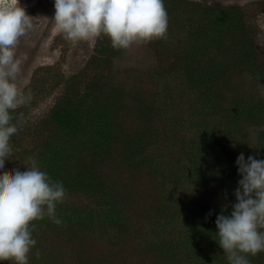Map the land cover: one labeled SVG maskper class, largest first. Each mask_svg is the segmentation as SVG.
Instances as JSON below:
<instances>
[{"label": "rangeland", "instance_id": "rangeland-1", "mask_svg": "<svg viewBox=\"0 0 264 264\" xmlns=\"http://www.w3.org/2000/svg\"><path fill=\"white\" fill-rule=\"evenodd\" d=\"M190 1L199 4L205 3V0ZM209 2L239 6L246 16L250 37H254L257 45L260 44V49H264V0H209ZM54 3L55 0H20V4L26 12L34 17V25L21 38L16 49V56L21 61L18 81L25 92L31 91L33 98L30 103L18 107L12 112L18 115L23 113L26 122L10 138L9 143L13 154L5 160V166L0 169V173L15 169L25 171L27 167L31 166L29 158L35 159L44 151L46 143L44 133L50 127H45L42 122L58 100L77 99V93H84L92 82L103 83L106 88L113 85L123 94V96L121 95L123 100L118 99V108H115L111 113L113 117H110L114 118L116 122H120L122 127L120 133L117 132L112 154L107 155L108 158L101 164L102 170L104 169L103 180H118L117 190H120V193L127 192L129 194V190H131L129 202L125 200L124 205L125 207L130 206L131 209L130 211L125 210V212L128 215H133L127 222L128 225L124 226L123 231L106 220L102 212H99L97 216V218H101V221L97 219L96 225L78 228L76 224H79L85 215L93 213V209L94 211L100 210L104 205H99L101 204H98L99 196H94L91 193L66 192L61 204L63 207L79 208L74 216L76 223L72 225L79 233H73L70 239L62 241L61 238L52 235V228L48 229L42 226L38 234H35L37 236L34 239L37 245L31 249L28 256L34 257L35 255V259H38L37 251L40 253V257L43 247L52 252L48 248L55 244L56 247L59 246L57 251H54L58 264H81L82 260L93 264L96 258L103 257L104 254L110 260H127L133 264H160L156 261L154 253L149 250L147 243L149 237L159 229L161 223L158 215L159 210L161 211L162 208V212H164L160 203L167 199V191L173 189V197H178V200L173 204H177L183 199L181 203L186 205L188 219L178 220L174 231L182 230L181 236L183 237L187 235V231L191 235H195L197 223L200 226L199 229H203L206 224L200 218L194 222L195 219L191 217V211L201 202L207 205H210L211 201L237 202L235 190L239 187V180L242 179L238 171L239 166L236 163L238 156L243 153L245 161L249 156L257 160H264V70L259 69L260 72L252 65L253 63L237 55L242 46L233 47L237 61L231 64V91L236 92L245 102L257 105L255 108L257 114L251 123L249 120L244 125H241L240 122H235L233 126L230 124L233 135H230L229 152L234 157V161L224 164L225 162L214 154L213 143L199 148L201 136L204 134L207 136L204 130L201 127L196 129V127L189 126L190 122H194L195 117L202 114L198 113L197 115L195 113L197 109L190 107L191 88L186 89L185 82L181 81L182 78L177 77L179 72L172 65V63L177 64L174 62L178 43L174 38L177 33L176 27L180 24L179 18L174 20L168 16L166 39L133 44L128 49H116L115 56H111V52H109V59L106 62L100 61L98 64V61L93 60L98 41L103 37L110 45V39L102 35L94 42L81 41L76 44L66 40L55 27ZM181 6L185 5L181 4ZM176 20L179 22L177 23ZM254 32L258 38L255 35L252 36ZM181 41L183 42L184 38H181ZM208 49L214 50L213 46ZM262 59L264 61V55ZM100 70L101 74L97 73ZM161 72L168 73L165 79L161 76ZM179 86L181 87L179 88ZM170 89L174 92L173 104L176 106L170 111L173 115H176V112L179 113L180 118L183 116L182 125L176 126L173 122L170 123L171 136L169 131H166L165 135L168 136L165 142L170 144L168 153L158 151V154L161 155V159H158L157 150L150 148V151L146 152L148 159L141 161L140 154L144 146L141 134L138 133L134 138L130 136L141 127L139 125L140 104L137 103L138 99L135 97L138 96L140 99L139 96L142 95L148 102L157 101L158 104H162L164 96L170 92ZM99 95L105 98L103 92ZM121 100L122 104L120 105ZM164 106L166 107V104ZM184 120L189 121L184 123ZM211 120L216 127L211 136L214 137V141H217L219 138L217 136L225 130L227 123L223 124L224 121L220 114L215 115ZM164 122V120L160 121L163 127ZM161 125L157 123V129H160ZM216 131L217 133H215ZM127 136H130L129 140L126 139ZM124 139L127 140L126 144L123 143ZM152 151L157 155L155 156ZM217 151L222 155L223 150ZM35 160L40 170L44 171L41 166L43 162L37 158ZM152 160H154L153 164ZM156 160L164 161V165L173 169L176 175L174 180H190L193 189L190 185L183 188L181 186L164 188L160 183L161 180H164L163 177L158 174L153 175ZM219 181L222 184L230 185V194L219 195L220 192L216 189L221 185ZM116 183L118 184V182ZM222 187L225 188L226 185H222ZM134 200L135 204H133ZM223 203L226 205L225 202ZM192 232L194 233L192 234ZM6 262L15 263L14 261H0V264ZM30 262L32 261L28 259V264H32Z\"/></svg>", "mask_w": 264, "mask_h": 264}, {"label": "trees", "instance_id": "trees-1", "mask_svg": "<svg viewBox=\"0 0 264 264\" xmlns=\"http://www.w3.org/2000/svg\"><path fill=\"white\" fill-rule=\"evenodd\" d=\"M181 4L185 6L182 7ZM164 5L166 9L168 8V16L174 20L180 19L174 38L178 43L174 62L177 64L172 63V65L174 69L178 70L179 75L177 77L182 78L181 81L185 82L186 89L191 88L190 107L197 109L196 112L193 110L197 115L198 113L202 114L195 117L194 122H190L189 126L196 127V129L201 127L207 134V136L205 134L201 136L199 148L206 147L208 143H213L214 154L219 156L225 162L224 164L234 161V157L229 152L230 135H233L230 124L233 126L235 122H240L241 125H244L249 120L251 123L252 119L255 120L257 105L245 102L236 92L231 91V64L237 61L233 47L242 46L237 55L253 63L252 65L258 70H264L262 59L264 49H260L261 46L260 44L257 45L256 39L250 37V30L246 25V16L237 5H224L218 2H209V0H205L203 4L190 0H164ZM176 22L178 23L179 20ZM253 35L258 38L255 32ZM181 38H184L183 42ZM210 46H213V51L208 49ZM115 50L101 37L95 48L93 60L98 61V64L100 61L106 62L109 59V52H111V56H115ZM101 72L100 70L97 73L101 74ZM167 75V72H161L164 79ZM101 92L104 93L105 98L100 97ZM121 95L123 96L113 85L106 88L103 83L92 82L84 93H77V99L71 101L67 98L58 100L42 122L45 127H50L44 133V139H46L44 151L36 157L43 162L41 166L44 172L52 181L62 182L67 193H91L94 196H99L98 204L101 203L99 205H104L100 210L94 211L93 209V213L90 212L87 216L85 215L81 222L76 224L78 228L82 226L93 227L92 225H96L97 219L101 221V218H97V216L99 212H102L106 220L123 231L124 226L128 225L127 222L133 215H128L125 212V210L130 211L131 209L130 206L125 207L124 205L125 200L129 202L131 190H129V194L127 192L125 194L124 192L120 193V190H117L118 180H103L104 169L102 170L101 166L108 158L107 155L112 154L117 132L120 133L122 127L120 122L111 118L113 117L111 113L115 108H118V99L123 100ZM182 95L184 94L182 93ZM173 96L174 92L170 89V92L164 96L162 104H158L157 101L148 102L142 95L139 96L140 99L138 96L135 97L138 99L136 100L137 103L140 104L139 125L141 127L130 136L134 138L138 133L141 134L144 144L140 154L142 156L141 161L148 159L146 152L150 151V148L156 149L157 154L158 151L169 152L170 144L165 142L168 138L165 136L166 131H169L171 136L170 123L173 122L179 126L183 121V116L180 118L179 113L176 112V115H173L170 111L176 107L173 104ZM163 104H166V107ZM11 114L15 122V117L18 114ZM217 114L221 115L223 124L227 123V125L225 130L217 136L219 137L218 140L214 141V137L211 135L216 127L211 119ZM161 120L165 121L164 127L160 124ZM186 121L189 120H184V123ZM157 123L161 125L160 129H157ZM201 133L203 132L201 131ZM130 136H127L126 139L129 140ZM126 139L123 140L125 144ZM217 150H223L222 155ZM158 156V159H161V155L158 154ZM153 163L154 160H152ZM163 163L164 161L156 160L153 175L158 174L163 177L164 180H161L160 183L164 188L167 186H181L182 188L191 186L190 180H174L176 175L173 169ZM220 184L216 188L220 192L219 195L224 196L231 193L228 183L222 184L220 182ZM222 185H226V187L223 188ZM172 190L167 191V199L160 203L163 211L167 213L162 212L160 206L161 211L159 210L158 215L161 223L159 229L149 237L147 243L149 250L154 253L156 261L160 264H229L227 255L218 243L216 219L221 214L230 216L235 203H227L225 200H221L211 201V204L207 205L201 202L191 211V217L195 219L194 222H197L199 218L202 219L204 223L206 222L205 226L203 229H199L200 226L197 223V233L191 235L187 231V235L183 237L181 236L182 230L176 228L177 231H174V227L178 220L188 219L185 210L186 205L181 203L183 199L178 201L179 203L173 204L174 201L178 200V197H173ZM135 203L134 200L133 204ZM167 207L168 209H166ZM78 209L71 206L63 207L61 203H57L56 216L63 223L57 225L47 216L41 220H35L32 222V226H34L33 238L37 236L35 234H38L42 226L48 229L52 228V235L61 238L62 241L70 239L73 233L78 234L79 231L72 226L76 223L74 216ZM155 210L157 209L155 208ZM52 246L48 248L52 252L43 247L42 256L38 259H35V255L34 257L29 255L28 259L32 261L30 263L58 264L54 251H57L59 246L56 247L55 244ZM98 258L94 260L93 264H133L127 260H110L105 254ZM247 258L250 264H264V252L258 253L256 256L248 255ZM120 261L122 262L120 263ZM5 264L9 263L6 262ZM81 264L92 263L82 260Z\"/></svg>", "mask_w": 264, "mask_h": 264}, {"label": "clouds", "instance_id": "clouds-1", "mask_svg": "<svg viewBox=\"0 0 264 264\" xmlns=\"http://www.w3.org/2000/svg\"><path fill=\"white\" fill-rule=\"evenodd\" d=\"M53 16L58 33L77 42L107 36L114 49L166 39L168 14L164 0H55ZM34 25L20 0H0V169L12 156L10 138L26 121L11 114L32 100L19 85L21 61L16 49ZM30 159L27 170L0 173V261L28 264L35 246L32 222L45 216L61 225L56 205L66 195L63 183L52 181ZM242 176L230 216H217L218 243L229 264H250L248 255L264 252V160L241 153L236 161ZM37 258L40 253L37 251Z\"/></svg>", "mask_w": 264, "mask_h": 264}]
</instances>
